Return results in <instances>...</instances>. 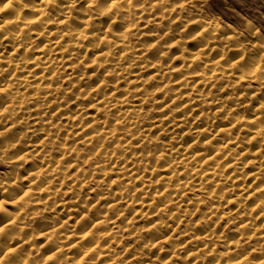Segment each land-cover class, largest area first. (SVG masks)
<instances>
[{
	"label": "rangeland",
	"instance_id": "rangeland-1",
	"mask_svg": "<svg viewBox=\"0 0 264 264\" xmlns=\"http://www.w3.org/2000/svg\"><path fill=\"white\" fill-rule=\"evenodd\" d=\"M25 2L32 5L35 0H25ZM150 3L152 4L151 15L147 12H144L142 15V10L137 8L136 15L141 17L139 28L143 29L144 32H151L152 25L147 24L146 22L155 17L156 25L160 30V35H164L169 21L165 18L163 25H160L159 22L162 10L167 7L176 6L177 0H166L164 5L156 3V0H152ZM1 4L3 3L0 2V7H3L7 6L6 4L8 3L5 5ZM17 6L18 5H13V7ZM84 7H86V0H80L76 9H73L71 12L58 9L59 11H56L58 12L57 15L51 7H48V13L54 21L56 19L63 21V23L59 24H48V29L50 28L52 31L55 29L53 32L58 29L60 31H66L69 30L70 24L73 26L72 28L78 29L81 25V21H83L82 19H86L82 11ZM208 11L217 19L223 18L228 23H235L237 27L241 28L243 27V21L240 17L246 16L253 21L256 27L260 28L262 33H264V0H210ZM3 13L4 15H0V23L7 19V17L14 18L15 16V12L12 9L8 10V12L4 11ZM35 13L37 12L31 10L25 11L24 18L30 19L37 16L38 13ZM172 18H176V13L172 14ZM47 19L48 17H44L43 22ZM106 22L107 21L104 20L103 24ZM110 24L111 23H109V25ZM118 25L119 24L112 25L111 32L106 33V38L110 42L113 39L111 33H119ZM13 26L15 30L18 29V27L19 29H23L22 25ZM42 27L44 28V25ZM175 27L179 28L180 25L177 24ZM33 28L34 26L32 29ZM92 31L93 29L90 28L86 34ZM189 31H191V29H189ZM35 34H37V31L34 28L33 31L30 30L24 35L33 38L35 37ZM2 35L3 32L0 31V40H2L3 43L2 44L0 41V46H5L6 48H4V50H11L9 46L14 44V42L12 40L6 42L3 41L4 39H1ZM45 36V38L43 36L36 42L35 49H38L41 43H44L47 40L52 41L56 38L54 35H52V37L48 34ZM152 36L153 35L145 36L144 40L148 43H155L157 38H154L156 37L155 35ZM173 37L178 39L175 31L168 36V40H172ZM85 41L86 42H84L83 39L84 46L85 44L91 45L94 42L93 40L88 39H85ZM73 42H70L71 44L68 43V46L72 45ZM65 44V42L61 43V45L57 47L58 49H62L56 50L53 52L54 54L52 53L50 55V60L53 59V61L49 62L47 66L50 70H48L49 79L47 78V81L43 82V84L46 83V85H42V82H40L42 85L41 87L38 82L39 80L32 78L34 74L31 75V71L29 70L32 66L22 70L18 69L15 72L13 79H11L20 80L23 84L19 85L20 82H16L18 87L15 86V84L14 89L13 87L9 88L12 97L16 96V91L23 92V95L20 93L22 97L19 95L16 98V103L13 104V107H16L17 104L20 105L17 109V113L14 114V121H25L29 125V122L32 121L33 118L31 115L36 116V114L41 113L40 109L43 110L47 106L51 110L50 116L54 117L55 115L52 114H56L54 117V122H56V124L55 126L49 125L48 123L51 121L46 120L47 124L45 123V127L47 128H44V125H36L34 128L32 127L31 133L34 129L41 134L45 133L42 134L39 142H35V139L31 138L28 147H18L15 149V153H9L10 156L14 154L22 155L23 152L27 151L35 157V159L28 160L23 168H20L16 164H13L11 167L0 164V183L11 186L7 193H4L3 189H0V200L7 201L4 206L7 208L8 212L16 213L19 211L17 209H19L20 206L13 203L15 199L12 197V193L20 188L31 189L28 190L31 192V199L33 201L41 200V202L43 200L44 202L41 203L44 205H39L38 208L36 203H34L33 207L29 208V212L37 213L38 211L39 213H42V216L37 217L34 222H31L32 227L25 231V238H27L32 236L33 229L35 230L36 236L33 242L39 249L40 257L47 258V264H61V261L63 264H237V262H239V264H259L260 260H264V177L259 176L260 180L257 182L254 181L255 177H251L252 170H254V167L256 168L258 166L257 163L259 161V164L261 163L262 165L261 167L264 165V131L261 134L262 136L260 135L253 139L250 132L256 130L258 126L255 127L254 125L256 124L251 125L248 123L256 112L263 109V106L257 101L260 102L264 99V87L256 82H253L251 86L248 85L247 81L241 82V84L238 85L237 91L243 90L245 93L240 101V103L245 106L243 108H238L236 106L231 99L232 90L226 86V81L221 80L218 74L219 67L222 65L225 77L229 81L235 79V77L229 74L227 64L228 60L232 57L234 58L236 53H228L225 55L220 51H205L203 53L205 59L201 61L199 59L200 49L198 48V45L190 43L186 46L189 58L191 56H196L197 59L190 60L191 67L188 69V73H185V66L189 61H186L183 58L181 55V49L174 46L169 50V53L171 56H174L175 59L169 60L168 58H164L161 63V67H164L163 69L161 68L162 73L156 77L151 74L153 70L143 69L145 66V59L129 67L127 63L128 56L124 53V56L120 57V61L122 60L120 65L121 67L127 65V70L126 72H121V75L117 76L114 72L109 74L106 70L104 71V69H101L103 72L101 70L98 71V64H103V57H94L93 55L107 52L106 47L91 49L89 48V45L85 46V49L88 48L86 59L84 60V64H81L80 67H78L79 65H75L73 59H71L72 57L70 55L73 52L71 51V47H68V49L64 48ZM213 47L218 48L223 47V45H213ZM0 49H2V53L3 48L0 47ZM122 49L123 48H121V50ZM121 50L120 48H117L116 52L118 53ZM30 51L31 50L24 52L23 50V56L29 58L34 50L31 53ZM140 51L141 50L139 49L136 50L135 55L137 56ZM153 51L156 52V49H153ZM153 51L151 50L150 53H148V61H155ZM10 53L13 52L10 51ZM61 54L63 55L62 57ZM258 55L259 50H256L250 54L249 60H252L250 58L253 56L255 59ZM222 56L224 59H221ZM61 61L62 63H60ZM215 61L218 62V64H214ZM56 63L57 65H55ZM4 64L5 63H3V65ZM12 64L15 63L13 62ZM72 65L74 67H72ZM85 65L88 67H85ZM51 66L55 68H53V71ZM71 67L73 68V71ZM80 70L82 72H79ZM93 70L97 72L95 73L96 75L99 74L97 76L98 79L96 76L93 78L95 83L93 79L81 78L83 73H94ZM71 71L74 73L75 78L69 76L72 74ZM191 73H194V75H191ZM136 74H139V76L143 78V84H145V86L141 89L136 88L139 85L133 82L136 79L134 78ZM149 74L151 75L147 78ZM198 74L201 75L202 78L197 77ZM236 75L238 76L239 73L237 72ZM125 76H127V78H125ZM120 78L123 79L118 83V86L120 87L118 93L111 92L113 90L115 91V88L118 87L115 82ZM86 79H88V81ZM97 80L101 81V85L98 89L99 93H97L100 96L97 95L95 98H90L84 96V91L80 92L84 90L85 87L87 89L92 88L98 82ZM200 80H202L203 83ZM206 82L208 83L205 85ZM55 84H57V86ZM2 85L4 84L2 83ZM52 85H54V88H60V90L57 93L58 95L55 94L54 97L52 96L53 99L51 97V99L46 102L42 97L45 87L48 86L51 89H54ZM222 86H224V90L220 91ZM15 87L21 88L20 90L18 89V91ZM106 92L109 93L110 97ZM2 93H0V109L6 107L7 100L12 101L8 94H5L4 92ZM112 93L114 95H111ZM111 96L116 99H123L126 96L123 106L125 109H132V107H134L133 105H138V108L136 107L135 109L141 111L140 116L142 117H139L138 120H132V122H137L135 125L137 128L129 127L130 125L124 123V120L117 121L119 111L113 110V108L110 107V104L114 105L116 102V99H112ZM205 96H207V103L204 102ZM96 98H102V100L105 99V101L101 103L96 101ZM214 98L217 99V102L215 103L213 102ZM41 102H43L42 105ZM44 102H46L47 105ZM183 102H188V104H190L189 107L183 110L178 109L179 106L184 104ZM256 102L259 104V108H257L258 104L256 105ZM221 103L226 105L225 111L216 113L217 119H215L211 125L210 132H208L207 136L201 135L197 139L198 141L195 140V144L192 145V143H194L191 141L192 135L203 129H207V126L205 125V121H207L205 119L207 117L206 114L212 112L215 108L214 106H219ZM198 105L199 110H201L203 114L201 112L199 113V110L197 111ZM58 107H61V109L59 110ZM190 107L196 109L195 112L189 113L188 115L190 118L189 120H191L190 125L185 128L182 133L176 131L178 127H175V125L177 122L179 123V118L184 116L185 113L187 114L189 109H191ZM227 107L228 109L233 108L235 111L228 113L227 118H225V112H228ZM53 110L54 112H52ZM196 113L201 117H196ZM22 114L24 115L22 116ZM75 114H78V119H73ZM241 116L243 119H239ZM97 117L98 119L96 120ZM163 117L165 119L171 118V123H169L167 127L155 130L152 129L151 131L149 129L147 130L150 126H154L153 123L157 119ZM70 118L71 121L69 120L70 123L68 125V119ZM88 122L94 124L90 129H87L89 127H85L86 124L89 125ZM129 122L131 123V121ZM227 124H230L229 127L231 130L229 132L220 131L221 127L222 129L224 126L228 127ZM10 126V124H0V131H4L5 127ZM48 126H51L50 129H48ZM107 126L108 128H106ZM24 127V123L17 125L16 128H13L6 134L4 139L0 141V144L4 141L14 142L22 133ZM54 127L60 129L58 130L59 132L55 131L56 133H59V139L54 136L51 137L52 139L48 137L45 139L46 134L52 131L51 129L54 130ZM100 127L101 129L103 128V134L99 135L95 142L89 143L88 137L91 136H89V133L93 130H99ZM81 128L84 130H81ZM146 130L147 133H145V135L143 132ZM180 133L182 134L181 136ZM176 134L178 137H176ZM205 136L209 137V139L206 140ZM256 138L257 141H255ZM142 139L143 141L140 142ZM50 140H54L56 143H62V151L64 152L66 149L71 148L73 150L72 155L61 158L59 152H52L50 157H46L45 151H42V149H44V146L48 144ZM148 140L152 141L151 147L153 149H156L157 145H160V150L156 152L147 151L146 149L149 147L147 143ZM40 142L42 143L40 144ZM254 142L259 144L256 143L254 145ZM180 143L181 146L182 144L185 145L187 143V153L181 152V150L178 149V147H181L179 146ZM86 145L89 150L96 149L97 145H99V150L96 152L93 159H89L84 166H80L74 161L76 149H83ZM256 145H260L259 148L261 149L259 150ZM254 146L256 149H254ZM195 148L197 150H195ZM217 148L223 149L221 150L222 153L219 155L222 157L220 158L218 155L214 158L212 157L214 162L203 165V168H197V164L194 163L196 170L199 172L193 171L195 166L192 163L188 164L189 162H184L182 165L180 161L182 159L181 156L184 153L185 155L188 154L186 157H190L191 155L194 156L196 151L204 152L205 150L206 152L210 151V149L215 150ZM163 149H167V152H163ZM257 149L260 152H255ZM225 150L227 151L226 154L224 152ZM132 153L137 155L135 156ZM88 154V152H80V160L83 161ZM105 154H107L106 157ZM141 155L144 157V160L143 158H140ZM102 156H104L105 159L109 156L111 157V163L103 165V170L100 165L95 163L97 160H100ZM213 159L211 161H213ZM51 161L53 164L58 162L57 174L55 175L58 179L56 178L55 180H53V176L46 173L47 171H43V168L48 167ZM69 161H73L72 164L75 165V167L63 171L65 165L69 164ZM214 164H216V166H214ZM89 168L93 169L94 174L93 172H89ZM138 168L141 172L143 170L142 175L134 177L133 179L134 175L132 176L131 174H133V171L138 170ZM39 170H42L44 174L41 175L36 182L30 184L28 182L29 173L31 172L34 174ZM183 170L187 173L183 172ZM212 172L215 175L214 177L210 176ZM248 173L250 176H248ZM18 179L21 181L20 183H17ZM116 179L119 180L117 181ZM48 181H53L52 185L47 187L44 192H39L38 188L47 186L44 184ZM146 185H150V187ZM74 189L76 191H74ZM108 192L110 193L109 197L102 195ZM238 194L244 195H242L243 197L236 198ZM76 195L78 196L76 197ZM100 197L107 198L102 199ZM92 201H94L93 206L88 207ZM102 203L105 205H102ZM114 205H116V208H111L114 207ZM148 205H150V207ZM44 209L48 210L46 211ZM85 209L89 211L85 213ZM76 211L85 213L84 217L79 218L80 220L77 222V225H75V219H69L72 216L73 218L77 217V214L75 213ZM105 211L108 212L107 217L110 218V220L107 221V225L99 224V216L97 213L103 215L102 212ZM5 216L6 218L4 219L3 217ZM2 218L4 219L3 223L5 224L12 219L11 216L0 212V220ZM21 219H23V217H21ZM45 221L54 222L56 224L62 222V225H58L57 230V239L59 240L57 243L60 249L57 257L53 260H49L48 256L53 255L54 253H48V255H46V252H48L46 250L47 248H45L46 246L42 247V244L47 242L42 243L44 239L37 235L40 230V223ZM99 225H101V227ZM171 225L176 227L174 234L167 235V239L166 241H163V244L159 243L153 248L157 236L159 238V236L165 232L164 230H166V227ZM88 226L90 227L88 228ZM109 228H113L112 231L108 232L107 230ZM86 229V233L82 234ZM90 232H93V234ZM105 232H108L107 236L98 240V237L106 235ZM86 234L87 236L82 240ZM94 234H98L96 238H94ZM69 236H72L73 238ZM77 238L81 239L82 242L80 244L75 242V239L77 241ZM0 243L6 245L7 240L5 239L3 242L0 241ZM49 246L50 244H47V247ZM87 250L89 251V254L86 253V255L84 253L87 252ZM168 256L169 258H167ZM85 259L87 261H85ZM78 260H80V263Z\"/></svg>",
	"mask_w": 264,
	"mask_h": 264
},
{
	"label": "clouds",
	"instance_id": "clouds-1",
	"mask_svg": "<svg viewBox=\"0 0 264 264\" xmlns=\"http://www.w3.org/2000/svg\"><path fill=\"white\" fill-rule=\"evenodd\" d=\"M210 0H177L176 6L167 7L162 10L160 25H163L165 18L168 19V27L164 32V35H160V30L156 25L155 17L147 21V24L152 25L151 32H144L143 29L139 28L141 17L136 15L137 8L142 10V15L147 12L151 15L152 4L150 0H108L107 4L103 3V0H86V7H84L83 14L86 17L81 23L83 24L82 29H73L69 26V32L74 37V42L71 47L84 48L83 39L86 38L85 34L91 28L93 29V40L94 42L89 45L91 49H100L106 47L107 52H101L103 56V65L112 64V70L117 76L121 75V72L126 70H117L120 66V54L116 52L117 47H122L124 53L128 56L127 63L129 67L136 64L137 62L144 60V56L153 49L155 52V62L161 63L164 58L169 60L175 59L171 56L169 50L174 46L181 49V55L186 61H189L185 66V73H188V69L191 67L190 60L197 59L196 56H191L187 53L186 46L190 43L198 45L200 49L199 59L203 61L205 59L203 53L205 51H220L227 55L228 53H236L235 57L228 60L227 70L229 74L235 79L228 80L224 75V68L222 65L219 67V77L221 80L226 81V86L232 90L231 99L238 108H243L245 105L241 104L240 101L242 96L245 95L243 90L237 91L238 85L243 81H247L248 85L251 86L253 82L258 83L264 87V33L261 32L260 28L256 27L252 20L246 16H241L240 19L243 21V27H237L235 23H228L223 18L217 19L208 11V5ZM80 0H70L68 5V12H71L77 7ZM156 3L164 5L166 0H156ZM18 5V7H13ZM49 6L58 7L57 0H41V5L28 4L25 0H9L8 8H11L15 12L14 19H5L0 23V31L9 28L12 25L23 26V29H28L30 25L35 23L37 20H43L44 17H48L44 20L45 30L48 24L51 23H63L59 19L55 21L51 18L48 13ZM7 9L0 7V13ZM39 11L41 15L34 19H25V11ZM176 13V18H172V14ZM107 18L111 21V25L108 29L103 26L104 19ZM116 24H122L124 26L123 31L120 33L119 44L116 43V33L112 32V41H108L106 33L111 32V26ZM179 24L180 27L175 26ZM191 29V31H189ZM176 32L178 39L173 37L172 40H168V36L173 32ZM16 33H13L15 36ZM155 35L157 37L155 43H148L144 40L145 36ZM7 38V37H6ZM213 45H223V47L214 48ZM141 50L144 55L136 56V50ZM259 50V55L255 58L254 62L249 63L250 54ZM87 51V49L85 50ZM221 59H224L222 56ZM145 66H148V62L145 61ZM87 67V65H85ZM239 73L237 76L236 73ZM194 75V73H191ZM127 78V76H125ZM187 79V76H186ZM224 90V86L221 87L220 91ZM3 92L9 95L12 103L6 105V107L0 109V124L8 125L4 131H0V141L4 139L6 134L10 132L17 125L24 123L25 127L22 133L16 138L14 142L4 141L0 144V164L11 167L13 164L23 168L24 164L30 159H35L31 153L25 151L23 154H14L12 156L9 153H15V149L18 147H28L31 140L32 126L28 125L25 121H14V114L17 113V109L20 107L19 104L13 107L16 103L15 97L11 96L10 89H4ZM207 103V97L204 100ZM213 102H217L214 98ZM226 105L221 103L223 109ZM235 111L230 108L225 114L227 118L228 113ZM135 119V118H134ZM208 119L215 121L216 113H208ZM243 119V117H239ZM56 138L59 139V133L56 134ZM147 151H159L160 145H157L156 149L151 147L152 141L148 140ZM63 144L56 143L54 140H50L48 144L44 146L42 151H45V156L50 157L52 152H59L61 158L64 156L72 155V149L70 148L67 152L62 151ZM99 150V145L96 149L89 150L87 145L83 149H76V155L74 161L84 166L89 159H93L96 152ZM80 152H88L83 161L80 160ZM163 152H167V149H163ZM39 155V154H37ZM107 155V154H106ZM111 162V157L105 159L104 156L97 160L95 163L100 165L103 170V165ZM167 162V161H166ZM72 161H69L68 165H65L63 171H67ZM79 170V169H78ZM89 172H93L92 168L88 169ZM94 174V172H93ZM53 176V180L57 177L53 173H48ZM19 179L17 180V183ZM53 181H48L50 185ZM10 185L0 183V189H3L4 193L8 192ZM7 201L0 200V212L11 216L12 219L0 227V241L7 240V244L0 243V264H47V258L40 257L39 249L33 242L35 239V230L33 229V235L25 238V231L32 227L31 222L42 213L29 212V208L34 206V203L38 204L41 201H33L28 195L20 197L13 201L16 205L20 206L19 211L16 213H10L4 206ZM46 211L48 209H45ZM23 217V219H21ZM48 235L49 239H52L51 234ZM17 241H21L17 243ZM239 264V262H237ZM259 264H264V260H260Z\"/></svg>",
	"mask_w": 264,
	"mask_h": 264
},
{
	"label": "bare ground",
	"instance_id": "bare-ground-1",
	"mask_svg": "<svg viewBox=\"0 0 264 264\" xmlns=\"http://www.w3.org/2000/svg\"><path fill=\"white\" fill-rule=\"evenodd\" d=\"M8 1V0H7ZM7 1H5L4 0V2H3V0L1 1L0 0V2H2L4 5L6 4V3H9V1L7 2ZM150 1H152V0H150ZM103 2H104V4H107L108 3V0H103ZM69 3H70V1L69 0H57V4H58V7H56V6H49V7H51L52 8V10L54 11V12H56L58 9H62V10H68V5H69ZM3 4H1V5H3ZM34 4H36L37 6H40L41 5V0H35V2H34ZM7 6H8V4H6ZM7 6H3L2 8H5V9H7V10H5V12L7 11L8 12V10H11V8H8ZM18 7V6H17ZM77 7H78V5H77ZM156 7V6H155ZM76 9V8H75ZM59 11V10H58ZM139 11V10H138ZM4 12V11H3ZM0 13V15L1 14H3L4 15V13ZM37 13H38V15L37 16H34V17H32V18H30V19H34V18H36V17H39L40 15H41V13L39 12V11H36ZM67 12V11H66ZM65 12V13H66ZM37 13H35V14H37ZM57 13L58 12H56V15H57ZM64 14V13H63ZM155 16V15H154ZM4 17H6V16H4ZM79 17V16H78ZM82 17H83V15H82ZM12 17H7V19H11ZM14 18H15V16H14ZM14 18H12V19H14ZM63 20H64V18H63ZM82 20H84V19H82ZM104 20H106L107 22L106 23H104L103 24V26H104V28L105 29H107L110 25H109V23H111V21L110 20H108L107 18H105ZM148 20V19H147ZM64 23H66V22H64ZM77 24H79V23H77ZM44 25V22H43V20H37L35 23H33L32 25H30L29 26V28L28 29H25V30H27V31H25L24 29H19V27H18V29H16L15 30V28H14V26L12 25V26H10L9 28H6V29H4L2 32H3V35L1 36V39H4L3 41H8V40H12L13 42H14V44H12L11 46H9L10 47V49L11 50H4V48H6L5 46H3V45H1L0 47H2L3 48V51H2V53H1V50L2 49H0V93H2L3 92V90L4 89H9L10 87H13V89H14V85L16 84V82L17 83H19V85H21L22 83H21V81L20 80H16V79H14V80H11V79H13V76H14V74H15V72L18 70V69H25V68H29V67H31L29 70L31 71L30 73H31V75L32 74H34L33 75V77L32 78H36V79H38L39 81V84H40V82H42L41 84L42 85H46V83H44L43 84V82L44 81H47V78L49 79V73H48V70H50V69H48L47 68V66H48V64H49V62H51V61H53V59L52 60H50V55L54 52V51H56V50H60V49H62V48H59L58 49V47H59V45H61V43H63V42H65L66 44H65V47L64 48H67L68 49V47H71V43L70 42H73L74 41V37L70 34V32H69V30H66V31H60L59 29L58 30H56L55 32H53L50 28L48 29V26H47V28H46V30H45V27L43 28L42 26ZM34 26V28H35V30L37 31V34H35L34 36L35 37H31V38H29V37H26L24 34L27 32H29L30 30H34V28L32 29V27ZM70 26H71V24H70ZM73 26H71V28H72ZM84 26H83V24L81 23V25L78 27V29H82ZM118 27H119V33L118 32H116V37H115V40L117 39V41H116V43L117 44H119V41H120V33L123 31V28H124V26L122 25V24H119L118 25ZM121 27H122V29H121ZM67 28V27H66ZM73 29H76V28H73ZM53 32V33H52ZM13 33H16V35L15 36H13ZM49 35L50 37H52V35H54V36H56V38L54 39V40H52V41H50V40H47V41H45L44 43H41V45H40V47H38V49L36 48L35 49V45H36V42L39 40V39H41L43 36H44V38L46 37L45 35ZM154 36V35H153ZM152 36V37H153ZM7 37V38H6ZM151 37V38H152ZM154 38H157V37H154ZM85 39H88V40H93V31L92 32H90V33H88V34H86V38ZM85 39H84V42H86L85 41ZM1 41V43H2V40H0ZM94 41V40H93ZM109 41V40H108ZM155 41V40H154ZM11 42V41H10ZM68 43H70L69 45L70 46H68ZM151 43H153V42H151ZM3 44V43H2ZM89 45V44H88ZM88 45H86L85 44V46H88ZM58 46V47H57ZM85 46H84V48H74V47H71V51H73L72 52V54L70 55L72 58L71 59H73V61H74V63H75V65L76 64H78L79 66L78 67H80V65L81 64H84V60L86 59V54H87V51H85L86 49H85ZM73 48V49H72ZM117 48H120V50H121V48L122 47H117ZM40 49H42V50H40ZM88 49V48H87ZM23 50H24V52H26V51H28V50H31L30 51V53L34 50V52H32L31 54H30V56H29V58L27 57V56H23ZM10 51L11 52H13V53H10ZM65 51V50H64ZM153 51V50H152ZM154 52V51H153ZM119 54H120V57H123L124 56V50L122 49L120 52H118ZM148 53H150V51L148 52ZM148 53H147V55H148ZM54 54V53H53ZM154 54H155V52H154ZM153 54V56H155ZM13 55H16V56H13ZM25 55V54H24ZM142 55H144L143 54V52L142 51H140V53L137 55V56H142ZM146 55V56H147ZM53 56V55H52ZM63 55L61 54V57H62ZM94 57H100V58H102L103 56L99 53V55H97V54H94L93 55ZM149 56V55H148ZM147 56V57H148ZM147 57H145L144 56V59H145V61H147L148 62V66H144V68L143 69H149V70H153V72L151 73L152 75H154V77H156V76H159L161 73H162V69L164 68H162L161 66H162V62L161 63H156L155 61H148V59H149V57L147 58ZM254 57V56H253ZM250 58V59H252V60H249V63H252V62H254V58ZM2 58V59H1ZM150 58H152V57H150ZM155 59V58H154ZM60 60V59H59ZM66 60V59H65ZM151 60V59H150ZM215 60V59H214ZM54 61H56V60H54ZM58 61V60H57ZM69 61V60H68ZM72 61V60H71ZM15 63V64H12V63ZM121 62H122V60H121ZM3 63H5L4 65H3ZM60 63H62V61L60 62ZM65 63V62H64ZM71 63H73V62H71ZM53 64H54V62H53ZM59 64V63H58ZM92 64H94V63H92ZM123 64V63H122ZM214 64H218V62H214ZM55 65H57V63L55 64ZM54 65V66H55ZM65 65V64H64ZM74 65V64H73ZM72 65V67H74ZM89 65V64H88ZM91 65V64H90ZM95 65V64H94ZM99 66V68H98V71H100L101 69H104V71L106 70V72L107 73H109V74H111V73H113L114 71L112 70V67H113V65L112 64H109V65H103L102 63L101 64H98ZM141 65V64H140ZM144 65H145V63H144ZM208 65V64H207ZM127 66V65H126ZM126 66H122L121 67V65L119 66V68L117 69V70H121V69H124V70H127L126 69ZM184 66V65H183ZM52 67V71H53V66H51ZM71 67V68H72ZM88 67V66H87ZM94 67V66H93ZM85 68V67H84ZM162 68V69H161ZM55 69V68H54ZM69 69V68H68ZM75 69V68H74ZM132 69V68H131ZM209 69V68H208ZM57 70V69H56ZM76 70V69H75ZM79 70V69H78ZM88 70H90V69H88ZM72 71H73V68H72ZM71 71V75H69V76H75L74 75V73ZM102 72H103V70H101ZM196 71V70H195ZM55 72V71H54ZM79 72H82L81 70L79 71ZM93 72L94 73H88V74H86V73H83L82 75H81V78L83 77L84 79L85 78H89L90 80H92L95 76H96V78H97V76L99 75H96L95 73H97V72H95V70H93ZM123 72V71H122ZM203 72V71H202ZM29 73V72H28ZM56 73V72H55ZM115 73V72H114ZM76 74H78V73H76ZM104 74V73H103ZM151 74H149L148 76H147V78L148 77H150V75ZM53 75H54V73H53ZM87 75H89V76H87ZM115 75V74H114ZM191 76V75H190ZM80 77V76H79ZM196 77V76H195ZM194 77V78H195ZM197 77H201V75H197ZM15 78V77H14ZM75 78V77H74ZM78 78V77H77ZM76 78V79H77ZM80 78V79H81ZM134 78H136L133 82H135V83H137L139 86L138 87H136V88H138V89H141V88H143L144 86H145V84H143V78H141V76H139V74H136L135 76H134ZM202 78V77H201ZM98 79V78H97ZM123 79V78H122ZM121 78L120 79H117V81L115 82V83H117L116 85L118 86L119 84L118 83H120L119 81L120 80H122ZM196 79V78H195ZM16 80V81H15ZM78 80H79V78H78ZM77 80V81H78ZM83 80V79H82ZM87 81H88V79H86ZM172 80V79H171ZM13 81H15V82H13ZM33 81V80H32ZM80 81V80H79ZM86 81V82H87ZM93 81H94V79H93ZM98 81V80H97ZM131 81V80H130ZM201 82H202V80H200ZM82 82V81H81ZM85 82V81H84ZM91 82V81H90ZM174 82V81H173ZM193 82V81H192ZM197 82V81H196ZM2 83L4 84V85H2ZM25 83V82H24ZM72 83V82H71ZM80 83V82H79ZM88 83V82H87ZM94 83H95V81H94ZM122 83V82H121ZM168 84H170L169 82H167ZM187 83H189V82H187ZM195 83V82H194ZM203 83V82H202ZM208 82H206L205 83V85L207 84ZM40 84V85H41ZM192 84V83H191ZM201 84V83H200ZM23 85V84H22ZM39 85V86H40ZM42 85H41V87H42ZM49 85V84H48ZM56 86H57V84H55ZM92 85H94V84H92ZM100 85H101V81H98L92 88H89V89H87L86 87H85V89H87V90H82V91H80V92H83L84 91V93H85V95L84 96H86V97H90V98H95V97H97V95H99V94H97V93H99V87H100ZM195 85H197V84H195ZM15 86H17L18 87V85L16 84ZM53 86V88H54V85H52ZM51 86V87H52ZM109 86V85H108ZM30 87V86H29ZM45 87V86H44ZM111 87V86H110ZM174 87H175V85H174ZM16 88V87H15ZM21 88V87H20ZM20 88H16L17 90L19 89L20 90ZM40 88V87H39ZM38 88V89H39ZM105 88V87H104ZM108 88V87H107ZM123 88V87H122ZM121 88V89H122ZM41 89H43V88H41ZM120 89V87L118 86V87H116L115 88V91L113 90V91H111V92H114V93H118V90ZM18 90V91H19ZM23 90H24V88H23ZM40 90V89H39ZM59 90H60V88H54V89H51L50 87H45V91H44V93H43V100L44 101H46V102H48L50 99H51V97L53 96L54 97V95L55 94H57L58 92H59ZM15 91V90H14ZM41 91V90H40ZM106 91H107V89H106ZM177 91V90H176ZM62 92V91H61ZM67 92V91H66ZM23 95V92L22 91H20V92H17L16 91V96H15V99L19 96V95H21V94ZM106 93H108V92H106ZM120 93V92H119ZM3 94V93H2ZM14 94V93H13ZM60 94V93H59ZM103 94V93H102ZM258 94V93H257ZM22 95H21V97H22ZM58 95V94H57ZM104 95V94H103ZM107 95V94H106ZM111 95H114L113 93L111 94ZM256 95V94H255ZM100 96V95H99ZM98 96V97H99ZM108 96H109V93H108ZM116 96V95H115ZM195 96V95H194ZM207 96H208V94H207ZM207 96H205V97H207ZM264 96V95H263ZM262 96V97H263ZM1 97V96H0ZM53 97H52V99H53ZM104 97H105V95H104ZM104 97H102V98H104ZM107 97V96H106ZM110 97V96H109ZM112 97V99L114 98L113 96H111ZM118 97V96H117ZM200 97H201V95H200ZM20 98V97H19ZM18 98V99H19ZM102 98H96V101H99V102H103V101H105V99L104 100H102ZM107 99V98H106ZM116 98H114V100H115ZM17 100V99H16ZM125 100H126V96H125V98H123V99H116V102H115V104L114 105H111L110 104V107H112L113 108V110H118L119 111V116H118V119H117V121L118 120H124V123H126V124H128V125H130L129 127H132V128H137V126L135 127V125L137 124V122H132V120H138L139 119V117H142V116H140V114H141V111L138 109V111L135 109L136 107L138 108V105H133L134 107H132V109H125L123 106H124V103H125ZM139 100V99H138ZM174 100V99H173ZM177 100V99H176ZM175 100V101H176ZM204 100V99H203ZM8 101V102H7ZM6 101V104H8V103H12V101H9V100H7ZM95 101V100H94ZM93 101V102H94ZM21 102V101H20ZM46 102H44V103H46ZM51 102V101H50ZM49 102V103H50ZM139 102V101H138ZM261 106H263V109H261L260 111H258V112H256L255 114H254V116L252 117V119L251 120H249V124H256V125H254L255 127L256 126H258V128H256V130H253V132H250V134L252 135V138L253 139H255V137H258V136H260L261 134H262V132L264 131V99H262L260 102L259 101H257ZM255 103L256 105L258 104V103ZM1 103H4V102H1ZM42 103L43 102H41V105H42ZM69 103V102H68ZM108 103V102H107ZM106 103V104H107ZM184 103V102H183ZM193 103V102H192ZM53 104V103H52ZM104 104V103H103ZM105 104V105H106ZM128 104V103H127ZM214 104V103H213ZM259 104H258V106H257V108H259ZM2 105V104H1ZM40 105V106H41ZM44 105V104H43ZM46 105H47V103H46ZM45 105V106H46ZM108 105V104H107ZM141 105V104H140ZM189 105L190 104H188V102H186V103H184V104H182L181 106H179L178 107V109H186L187 107H189ZM200 105V104H199ZM199 105H198V109H197V111L199 110ZM248 105V104H247ZM109 106V105H108ZM127 106V105H126ZM193 106H194V104H193ZM39 107V106H38ZM43 107V106H42ZM107 107V106H106ZM128 107H130V106H128ZM215 108L213 109V111L212 112H214L215 111V113H221V112H223V111H225V108L226 107H224L223 109L221 108V105L219 104V106H214ZM55 108V107H54ZM59 108V110L61 109V107H58ZM58 108H57V110H58ZM122 108V109H121ZM191 108V107H190ZM256 108V107H255ZM37 109V108H36ZM40 109V108H39ZM53 109V108H52ZM120 109V110H119ZM227 109H228V107H227ZM33 110V109H32ZM41 110V113H38V114H36V116L34 115H31V117H33L32 118V121H30L29 122V125L31 124L32 125V127L34 128L36 125H39V126H43L44 125V128H47V127H45V123H46V120H48V121H51V122H49L48 124L49 125H54L55 126V124H56V122H54V117L56 116V114H52V115H55L54 117L53 116H50V114H51V110L46 106V108L45 109H40ZM58 110V111H59ZM259 110V109H258ZM18 111V110H17ZM77 111V110H76ZM84 111V110H83ZM83 111H81V112H83ZM196 111V109L194 108V107H192L191 109H189V111H188V113L186 114L185 113V115L184 116H182V117H180L179 118V123L177 122V124L175 125V127H178L177 128V130L176 131H178V132H184V129L185 128H187L189 125H190V123H191V120H189L190 118H189V113H192V112H195ZM204 111V110H203ZM23 112V111H22ZM22 112H20V113H22ZM33 112H34V110H33ZM52 112H54V110L52 111ZM55 112H57V111H55ZM143 112V111H142ZM199 113L201 112L202 113V111L201 110H199L198 111ZM252 112V111H251ZM36 113V112H35ZM226 113V112H225ZM25 114V113H24ZM24 114H22V116L24 115ZM31 114V113H30ZM194 114V113H193ZM203 114V113H202ZM201 114V115H202ZM78 114H75V117H73V119H78V116H77ZM81 115H83V114H81ZM204 115H205V113H204ZM207 115V117L205 118L207 121H205L206 123H205V125L207 126V129H203L202 131H200V132H196V134H193L192 135V137H191V141H195V140H197L201 135H206L207 136V134H208V132H210V129H211V125L213 124V121H211V120H209L208 119V113L206 114ZM205 115V116H206ZM18 116V115H17ZM116 116V115H115ZM200 116V115H199ZM198 116V114L196 113V117H199ZM203 116V115H202ZM201 117V116H200ZM95 118V117H94ZM135 118V119H134ZM22 119V118H21ZM24 119V118H23ZM98 119V117L96 118V120ZM103 119V118H102ZM141 119V118H140ZM169 119V120H168ZM168 119H165L164 117L163 118H160V119H157L153 124H154V126L152 125V126H150V128H147V130L149 129L150 131L153 129V130H155V129H160V128H164V127H167V125L169 124V123H171V118H168ZM175 119V118H174ZM217 119V118H216ZM27 120V119H26ZM69 120L71 121V118L70 119H68V125H69ZM114 121V120H113ZM129 121H131V123L129 122ZM141 121V120H140ZM96 122V121H95ZM98 122V121H97ZM121 122V121H120ZM237 122V121H236ZM239 122V121H238ZM89 123V122H88ZM92 122H90L89 123V125H87L86 124V128L87 127H89V128H87V129H90V128H92V126L94 125L93 123L91 124ZM100 123V122H99ZM47 124V123H46ZM228 125V129L224 126L223 127V129H222V127H221V130L220 131H224V132H229L231 129H230V127H229V125L230 124H227ZM231 125H232V123H231ZM235 125V124H234ZM96 126V125H95ZM134 126V127H133ZM139 126V125H138ZM214 126V125H213ZM49 127V126H48ZM51 127V126H50ZM50 127L48 128V129H50ZM84 127V128H85ZM128 127V128H129ZM139 127H141V126H139ZM217 127V126H216ZM232 127H233V125H232ZM38 128V127H37ZM53 128V127H52ZM106 128H108V126L106 127ZM116 128V127H115ZM206 128V127H205ZM56 129V130H55ZM86 129V130H87ZM103 129V128H102ZM102 129H101V127H100V129L99 130H93L92 132H90L89 133V136L90 137H88V142L90 143H92V142H95V140L99 137V135H101V134H103V132H102ZM111 129H113V128H111ZM218 129V128H217ZM219 129H220V127H219ZM35 130V129H34ZM33 130V132L32 133H30V135H31V138L32 139H35V142H39V140H40V138H41V136H42V134H45V133H39L37 130H35L34 131ZM44 130V129H43ZM52 131H50L48 134H46V136H45V139H47V137L48 138H51V137H56V132L55 131H57V132H59L58 130H60L59 128H57V127H54V130L53 129H51ZM81 130H84V129H82L81 128ZM137 130V129H136ZM147 130L145 131V132H143L144 134L145 133H147ZM251 130V131H252ZM140 131V130H139ZM150 131H148V132H150ZM161 131H164V130H161ZM170 131V130H169ZM46 132H48V131H46ZM54 134H53V133ZM85 132V131H84ZM159 132V131H158ZM248 132V131H247ZM86 133H88V132H86ZM106 133H108V132H106ZM128 133V132H127ZM156 133V132H155ZM180 133V136L182 135ZM264 133V132H263ZM116 134V133H115ZM125 134V133H124ZM141 134V133H140ZM173 134V133H172ZM76 135V134H75ZM81 135V134H80ZM146 135V134H145ZM149 135V134H148ZM250 135V136H251ZM264 135V134H263ZM44 136V135H43ZM78 136V135H77ZM76 136V137H77ZM110 136V135H109ZM114 136V135H113ZM127 136V135H126ZM143 136V135H142ZM205 136V137H206ZM262 136V135H261ZM105 137V136H104ZM108 137V136H107ZM176 137H178V135L176 134ZM213 137V136H212ZM212 137H210V138H212ZM139 138V137H138ZM144 138H147V137H144ZM248 138H249V136H248ZM264 138V137H263ZM263 138H262V140H263ZM44 139V140H45ZM52 139V138H51ZM85 139H87V138H85ZM206 140H208L209 139V137H206L205 138ZM204 139V140H205ZM259 139H260V137H259ZM43 140V139H42ZM189 140H190V138H189ZM46 141V140H45ZM44 141V142H45ZM141 141H143V139L142 140H140V142ZM198 141V140H197ZM232 141V140H231ZM234 141V140H233ZM249 141V140H248ZM252 141H254V140H252ZM255 141H257V138H256V140ZM120 142V141H119ZM139 142V143H140ZM205 142V141H204ZM227 142V141H226ZM228 142H230V141H228ZM258 142H259V140H258ZM42 142H40V144H41ZM191 143V142H190ZM199 143V142H198ZM202 143V142H201ZM252 143V142H251ZM257 143V142H256ZM255 142H254V145L256 144ZM260 143V142H259ZM259 143H257V144H259ZM88 144V143H87ZM122 144V143H121ZM183 144H184V142H183ZM182 144V146H181V143H180V145L179 146H181V147H178V149H180L181 150V152H186L187 153V151H188V147H186V144L185 145H183ZM193 144H195V142L194 143H192V145ZM204 144V143H203ZM210 144V143H209ZM208 144V145H209ZM261 144H262V142H261ZM199 145L201 146V144L199 143ZM205 145H206V143H205ZM226 145V144H225ZM40 146V145H39ZM98 146V145H97ZM203 146V145H202ZM258 146V149L260 150L261 148H259V146L260 145H256V147ZM263 146V145H262ZM177 147V146H176ZM196 147H197V145H196ZM199 147V146H198ZM222 147V146H221ZM255 147V146H254ZM256 147L254 148V149H256ZM39 148V147H38ZM214 148H216V147H214ZM28 149H30V148H28ZM28 149H26V150H28ZM35 149V148H34ZM70 148H68V149H64L65 150V152H67L68 150H69ZM204 149H206V148H204ZM247 149V148H246ZM258 149L255 151V152H260V151H258ZM195 150H197L196 148H195ZM207 150V149H206ZM221 150H223L222 148L221 149H215V150H211L210 149V151H206L205 152V150H204V152L203 151H199V152H195L196 154H194V156L193 155H191L190 157H186L188 154H186L185 155V153L181 156L182 157V159L180 160L181 161V163H182V165H183V163L185 162V163H187V162H189L188 164H190V163H192L194 166H195V164L194 163H196L197 165L196 166H198L197 168H203L202 166L203 165H207V164H209L210 162L212 163V162H214V157L216 156V155H220L222 152H221ZM35 151V150H34ZM128 151V150H127ZM172 152V151H171ZM193 152H194V150H193ZM203 152V153H202ZM225 152V154H226V150L224 151ZM254 152V151H253ZM107 153V152H106ZM113 154V153H112ZM132 154H134V153H132ZM160 154H161V152H160ZM257 154V153H256ZM255 154V155H256ZM35 155V154H34ZM123 155V154H122ZM135 155V154H134ZM137 155V154H136ZM135 155V156H136ZM139 155V154H138ZM145 155V154H144ZM147 156V155H146ZM145 156V157H146ZM105 157H106V154H105ZM183 157H185V158H183ZM213 157V158H212ZM220 157V156H219ZM222 157V156H221ZM220 157V158H221ZM140 158H143V160H144V157L141 155L140 156ZM213 159V161H211ZM114 160V159H113ZM139 160V159H138ZM221 160V159H220ZM141 161V160H140ZM139 161V162H140ZM217 161V160H216ZM223 161V160H222ZM73 162V161H72ZM146 162V161H145ZM236 162V161H235ZM257 162H258V160H257ZM257 162H255V163H257ZM260 162V161H259ZM259 162L257 163L258 164V166L255 168L254 167V170H252V174H251V177H255V179H254V181H259L260 179H259V176H263L264 177V169H263V167H264V165H263V167H261L262 165H261V163L259 164ZM111 163V162H110ZM50 165L48 166V167H45V168H43V171L44 172H46V173H53V174H57V168H58V162L57 163H52V161L49 163ZM51 164H53V165H51ZM137 164V163H136ZM236 164H237V162H236ZM254 164V163H253ZM108 165V164H107ZM168 165H169V163H168ZM185 165V164H184ZM201 165V166H200ZM219 165V164H218ZM196 166H195V169L193 170V171H197L196 170ZM214 166H216V164H214ZM73 167H75V165H73V164H71V166L70 167H68V169H72ZM184 169V168H183ZM218 169V168H217ZM125 170V169H124ZM185 170V169H184ZM183 170V172H185ZM207 170V169H206ZM210 170H212V169H210ZM43 171L42 170H39V171H37L36 173H34V174H32L31 172L29 173V175H28V182L31 184L32 182H36L38 179H39V177L41 176V175H43L44 173H43ZM180 171V170H179ZM200 171H201V169H200ZM213 171V170H212ZM222 171V170H221ZM142 172H143V170H142ZM142 172L139 170V168H138V170H135V171H133V174H131L132 176H133V179H134V177H138V176H141L142 175ZM197 172H199V171H197ZM203 172V171H202ZM185 173H187V172H185ZM144 174V173H143ZM193 174V173H192ZM199 174V173H198ZM216 174V173H215ZM186 175V174H185ZM194 175H195V173H194ZM211 177L213 176H215L214 175V173L212 172L211 173V175H210ZM248 176H250L249 175V173H248ZM122 177V176H121ZM251 177H250V179H251ZM263 177H261V178H263ZM130 178H131V176H130ZM249 178V177H248ZM15 179H17V178H15ZM58 179V178H57ZM137 179V178H136ZM21 180V179H20ZM117 180V179H116ZM119 180V179H118ZM117 180V181H118ZM123 180V179H122ZM262 180V179H261ZM16 181V180H15ZM126 181V180H125ZM211 181V180H210ZM21 181H19V183H20ZM263 182V181H262ZM171 183V182H170ZM125 184V183H124ZM144 184H146V183H144ZM264 184V183H263ZM24 185V184H23ZM44 185H47V186H43V187H40V188H38V190H39V192H44L45 191V189L47 188V187H49L50 185H52V183L49 185L48 184V182L46 183V184H44ZM117 185V184H116ZM121 185V184H120ZM79 186V185H78ZM122 186V185H121ZM146 186H148V185H146ZM21 187V186H20ZM77 187V186H76ZM148 187H150V185L148 186ZM240 187V186H239ZM16 188V187H15ZM19 188V187H18ZM29 188H31V187H29ZM171 188V187H170ZM147 189V188H146ZM28 190H31V189H17V190H15V191H13V193H12V197H14V199L16 200V199H18V197H22V196H25V195H28L30 198H31V192L30 191H28ZM241 190H242V188H241ZM74 191H76L75 189H74ZM149 191V190H148ZM151 192V191H150ZM154 192V191H153ZM240 192H243V191H240ZM122 193V192H121ZM148 193V192H147ZM102 195H104V196H110V193L108 192V193H106V194H102ZM242 195H244V194H242ZM242 195H240V194H238V196L236 197V198H239V197H241ZM51 196V195H50ZM78 195H76V197H77ZM111 196H112V194H111ZM124 196V195H123ZM47 197V196H46ZM45 197V198H46ZM52 197V196H51ZM243 197V196H242ZM250 197V196H249ZM248 197V198H249ZM100 198H102V197H100ZM104 198V197H103ZM102 198V199H103ZM107 198V197H106ZM106 198H104V199H106ZM117 198V197H116ZM99 200V199H98ZM122 200V199H121ZM120 200V201H121ZM243 200H245V199H243ZM38 201H41V200H38ZM45 201V200H44ZM107 201V200H106ZM119 201V200H118ZM227 201V200H226ZM255 201V200H254ZM260 201V200H259ZM42 202H43V200H42ZM41 202V203H42ZM46 202V201H45ZM77 202V201H76ZM93 202L94 201H92L90 204H89V206L88 207H92L93 206ZM97 202V201H96ZM108 202V201H107ZM106 202V203H107ZM110 202H111V199H110ZM164 202V201H163ZM229 202V201H228ZM41 203H38V204H36V206H37V208L39 207V205L41 206V205H44V204H41ZM44 203V202H43ZM47 203V202H46ZM104 203H105V201H104ZM104 203H102V205L104 204ZM165 203V202H164ZM175 203V202H174ZM234 203V202H233ZM160 204V203H159ZM235 204V203H234ZM16 205V204H15ZM96 205V204H95ZM102 205H101V207H102ZM105 205V204H104ZM178 205H180V204H178ZM18 206V205H17ZM149 207H150V205H148ZM156 206H158V205H156ZM162 206V205H161ZM165 206V205H164ZM241 206V205H240ZM158 207H160V206H158ZM44 208H46V207H44ZM111 208H116V205H114V207H111ZM155 208V207H154ZM177 208H179V207H177ZM238 208V207H237ZM255 208V207H254ZM36 209V208H35ZM42 209V208H41ZM62 209V208H61ZM60 209V210H61ZM152 209V208H151ZM164 209H165V207H164ZM163 209V210H164ZM17 210H19V209H17ZM45 210V209H44ZM59 210V209H58ZM63 210V209H62ZM153 210V209H152ZM65 211V210H64ZM89 211V210H88ZM86 209L84 210V212L85 213H87L88 212ZM197 211V210H196ZM235 211V210H234ZM236 211H238V210H236ZM38 212V211H37ZM60 212V211H59ZM63 212V211H62ZM155 212H156V209H155ZM239 212V211H238ZM76 214H77V217H75V218H73V216L71 217V218H69V219H75V225H77L78 223L77 222H79V218L80 217H84V214L85 213H81V212H78V211H76L75 212ZM103 213V215L101 214H99V213H97L98 214V221H99V224H103V225H105L106 223H107V221H109L110 220V218H108L107 217V215H108V212L107 211H105V212H102ZM119 213V212H118ZM96 214V213H95ZM239 214V213H238ZM242 214V213H241ZM67 217V216H66ZM66 217H64V218H66ZM240 217V216H239ZM4 219L6 218V216L5 217H3ZM2 218V219H3ZM0 220V227H2V226H4V224L5 223H3L4 222V219L3 220ZM64 221V220H63ZM71 221V220H70ZM250 221V220H249ZM7 222V221H6ZM68 222V221H67ZM62 222H60L59 224H56V223H54V222H48V221H45V222H42V223H40V230H39V232L37 233V235L40 237V238H43L44 239V241L42 242V243H44V242H47V243H45V244H42V247H45V248H47L46 250L48 251V252H46V255H48V253L49 254H51V253H54L53 255H50V256H48V259L49 260H53L54 258H56L57 257V254L59 253V247H58V243L57 242H59V240L57 239V236H58V233H57V230H58V225H62L61 224ZM207 224V223H206ZM107 225V224H106ZM115 225V224H114ZM74 226V225H73ZM100 227H101V225H99ZM56 227H57V229H56ZM90 226H88V228H89ZM74 228V227H73ZM176 227L175 226H173V225H171V226H168V227H166V230H164L165 232L163 233V234H161L160 236H159V238H158V236H157V240L154 242V241H152V242H154V245H153V248L154 247H156V245H158L159 243H162L163 244V241H166V239H167V235L169 236V235H172V234H174V232H175V229ZM112 229L113 228H109L107 231L108 232H110V231H112ZM86 231H87V229L82 233V234H85L86 233ZM108 232H105L106 233V235H102V236H100V237H98V240H101V239H103L105 236H107V233ZM163 232V231H162ZM91 234H93V232H90ZM46 234H51L52 236H53V238L52 239H49V237H48V235H46ZM91 234H90V236H91ZM97 235L98 234H94V238H96L97 237ZM87 236V234L82 238V240H84L85 239V237ZM89 236V235H88ZM89 236V237H90ZM93 236V235H92ZM69 237H72V236H69ZM73 238V237H72ZM66 239H67V237H66ZM69 239V238H68ZM156 239V238H155ZM94 241V240H93ZM21 241H17V243H20ZM75 242H77V244H80L82 241H81V239L80 238H77V241H76V239H75ZM94 243V242H93ZM103 243V242H102ZM47 244H50V246L49 247H47ZM98 244V243H97ZM151 244V243H150ZM74 245V244H73ZM161 245V244H160ZM187 245V244H186ZM75 246V245H74ZM77 246V245H76ZM189 246V245H188ZM69 247V246H68ZM151 248V247H150ZM160 248V247H159ZM162 248V247H161ZM44 249V248H43ZM173 249V248H172ZM165 250V249H164ZM168 250V249H167ZM166 250V251H167ZM67 251V250H66ZM237 251V250H236ZM85 252V251H84ZM89 251L87 250V252H85L84 254H86V253H88ZM165 252V251H164ZM167 252H169V251H167ZM166 252V253H167ZM173 253V252H172ZM44 254H45V252H44ZM83 254V253H82ZM89 254V253H88ZM87 255V254H86ZM167 256V255H166ZM83 258V257H82ZM81 258V259H82ZM167 258H169V256L167 257ZM241 258V257H240ZM239 258V259H240ZM80 259V260H81ZM84 259V258H83ZM89 259V258H88ZM80 260H78V262L80 263ZM242 260V259H241ZM243 260H244V258H243ZM82 261V260H81ZM85 261H87L86 259H85ZM112 261V260H111ZM77 262V263H78ZM84 262V261H83ZM85 263V262H84ZM61 264H63L62 263V261H61ZM81 264V263H80ZM107 264V263H106Z\"/></svg>",
	"mask_w": 264,
	"mask_h": 264
}]
</instances>
